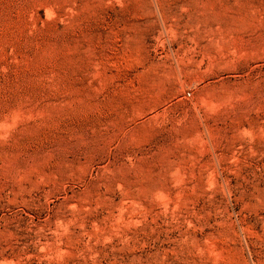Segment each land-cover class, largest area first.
Listing matches in <instances>:
<instances>
[{
  "label": "rangeland",
  "instance_id": "obj_1",
  "mask_svg": "<svg viewBox=\"0 0 264 264\" xmlns=\"http://www.w3.org/2000/svg\"><path fill=\"white\" fill-rule=\"evenodd\" d=\"M0 264H264V0H0Z\"/></svg>",
  "mask_w": 264,
  "mask_h": 264
}]
</instances>
